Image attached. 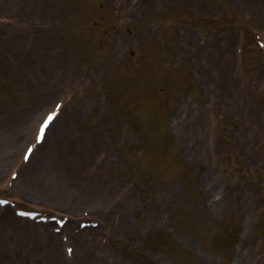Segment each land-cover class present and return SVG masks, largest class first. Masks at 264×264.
<instances>
[{"label": "rangeland", "instance_id": "1", "mask_svg": "<svg viewBox=\"0 0 264 264\" xmlns=\"http://www.w3.org/2000/svg\"><path fill=\"white\" fill-rule=\"evenodd\" d=\"M262 30L264 0H0V195L70 220L0 210V264H264Z\"/></svg>", "mask_w": 264, "mask_h": 264}, {"label": "bare ground", "instance_id": "2", "mask_svg": "<svg viewBox=\"0 0 264 264\" xmlns=\"http://www.w3.org/2000/svg\"><path fill=\"white\" fill-rule=\"evenodd\" d=\"M29 165L31 166V163H30ZM30 169H31V173L34 172V174L36 175V178H37V177H41V176H40V173H39V170L37 171V168H36V167H33V166H32ZM23 170L25 171V168H23ZM24 171H23V172H24ZM47 172L50 174L51 179H53V180H54V179H58V181H60V182H64V180H65L64 177H60V176H59V177H55V175L52 174V170H49V169H47ZM53 177H55V178H53ZM76 195H77V196H76L77 198L81 197L80 194H76ZM70 198H71V199H74L75 196L73 195V196H71ZM72 208H74V207L72 206ZM90 208H91L92 211H94V212H96V213L99 211V206H97V205H93V206L90 207ZM36 226L43 227V226H41V225H39V224L36 225ZM36 232L39 233V234L41 235V234L47 232V228H43V229H41V230H39V231H36ZM69 234L71 235V233H69Z\"/></svg>", "mask_w": 264, "mask_h": 264}, {"label": "snow or ice", "instance_id": "3", "mask_svg": "<svg viewBox=\"0 0 264 264\" xmlns=\"http://www.w3.org/2000/svg\"><path fill=\"white\" fill-rule=\"evenodd\" d=\"M57 108H59V105H57ZM56 114L55 113H51L47 116V118L44 120L43 124L41 125L40 129H39V136L37 137V142H39L45 133V129L48 127V125L50 124V122L53 120L54 116ZM29 153L32 151L31 148L28 149ZM27 155L25 156V159H27ZM7 203V201H0V204H5ZM71 251V250H69Z\"/></svg>", "mask_w": 264, "mask_h": 264}]
</instances>
